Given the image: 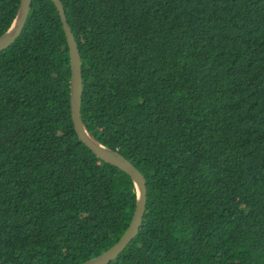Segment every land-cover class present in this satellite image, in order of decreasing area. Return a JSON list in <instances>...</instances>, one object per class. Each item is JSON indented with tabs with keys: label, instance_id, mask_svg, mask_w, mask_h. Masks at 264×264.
Returning <instances> with one entry per match:
<instances>
[{
	"label": "trees",
	"instance_id": "trees-1",
	"mask_svg": "<svg viewBox=\"0 0 264 264\" xmlns=\"http://www.w3.org/2000/svg\"><path fill=\"white\" fill-rule=\"evenodd\" d=\"M82 119L147 181L137 237L110 264H264V0H61ZM21 0H0V36ZM52 0L0 52V264H81L136 210L132 179L71 116Z\"/></svg>",
	"mask_w": 264,
	"mask_h": 264
},
{
	"label": "water",
	"instance_id": "water-1",
	"mask_svg": "<svg viewBox=\"0 0 264 264\" xmlns=\"http://www.w3.org/2000/svg\"><path fill=\"white\" fill-rule=\"evenodd\" d=\"M33 0H21L17 15L8 30L0 36V52L9 48L23 33L29 19ZM57 8L69 47L71 64L70 106L75 131L80 141L98 158L125 172L133 181L136 189V210L133 219L121 239L101 255L81 264H110L117 259L137 237L143 223L147 207V181L142 172L118 151L103 145L88 130L82 119L83 72L82 58L78 43L68 23L65 7L61 0H52Z\"/></svg>",
	"mask_w": 264,
	"mask_h": 264
}]
</instances>
